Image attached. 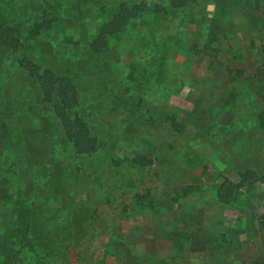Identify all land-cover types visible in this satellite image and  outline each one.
Returning <instances> with one entry per match:
<instances>
[{
    "label": "rangeland",
    "instance_id": "374dc122",
    "mask_svg": "<svg viewBox=\"0 0 264 264\" xmlns=\"http://www.w3.org/2000/svg\"><path fill=\"white\" fill-rule=\"evenodd\" d=\"M239 3L0 0V264H264L259 176L233 203L204 191L192 227H210L209 253L153 228L180 213L154 205L165 184L193 212L196 189L238 182L224 162H248L237 158L244 137H232L243 112L223 104L244 81L232 61L245 47L229 26L253 9L263 19L264 0ZM46 71L71 81L68 112L86 123L94 152L65 137L42 97L36 73Z\"/></svg>",
    "mask_w": 264,
    "mask_h": 264
},
{
    "label": "crops",
    "instance_id": "0c3cea01",
    "mask_svg": "<svg viewBox=\"0 0 264 264\" xmlns=\"http://www.w3.org/2000/svg\"><path fill=\"white\" fill-rule=\"evenodd\" d=\"M239 2L241 3V0H239ZM244 11L246 12V9H243V12ZM248 14L249 17H244L243 20L239 19L237 22L234 21V23L229 26L231 29H237V31H235L236 40L241 46L245 47L244 57L242 59H239L238 61H232V64L236 65L232 70H239V79H242L244 81H241L242 83H240L233 80L225 94V98L223 99V104L225 107H230L232 105L231 108L233 110L239 108L243 112L242 117L238 119L240 129L237 130L236 128H233V131H236L232 135V137L234 140L241 141V137H244V140L242 142H245L244 144L247 145L248 149L247 151H240L237 158L245 157V161L248 160V162L244 163L243 165L239 164L236 161L235 163L224 162V166H228L233 170H236L239 180L240 173L244 172L247 169H251L259 177L264 176V164L260 165L262 170L258 171L256 164L257 156L255 154L257 153L255 149H257L258 153L264 152L263 148L257 146L259 143H261L260 141L262 140V144L264 143V18L261 19L257 15V9L248 11ZM233 95L234 97L245 95V97L238 98L237 103L234 104V102L231 101ZM228 100H230L233 104H231V102ZM241 127H243V129H241ZM230 141L231 140H227V143H229ZM221 149L222 148H220L219 151H221ZM236 152L232 149L230 152L231 156H234ZM218 171L220 170L218 169ZM170 173L172 174L171 171ZM169 175L170 174H168L166 177H168V181L170 182ZM220 176H225L224 172H222V175ZM225 179L226 178H224V180ZM219 185L220 184H215L210 187L202 186L200 189H196L195 192L197 194V198L199 199L195 201V211L184 212L185 205L188 203L186 200L187 196L185 197L184 192L182 190H179V187H176L175 190L167 193V191L170 190L168 188L172 189V186H167L165 184L163 186V189L166 194L162 195V197L158 196V198H156L154 201V205H161L160 207L165 209L166 214L168 213L169 215H173L172 212L174 213L176 211L180 213L178 216L175 213L173 216H169L168 219H165L164 217L165 221H160L162 222L160 227H153L155 228L154 233L158 234V236L167 237L174 242H177V240H181V238H185L186 240H188V242L192 241V250L195 251L198 248H201L204 253H209V240L206 234H208L210 227H207L205 229L192 227L194 225L193 221L195 220L193 219V217L198 218L196 216V212L197 214L203 213L201 205H205L204 202L208 200L207 197L204 196L205 190L212 189L211 199L215 200V203H217V205L219 206L225 205V203L219 201L217 196V189ZM191 193L192 190L187 191L188 195ZM235 200L236 196L233 197L231 202L233 203ZM198 201L199 204L197 203ZM134 206L141 210V205H133V207ZM178 222H180V224ZM200 224H202V222H200ZM207 225L210 226V220L207 221ZM217 233L221 232L216 231V234L214 235H217ZM212 239L214 240L215 237H213ZM218 240L219 237L217 236V242Z\"/></svg>",
    "mask_w": 264,
    "mask_h": 264
},
{
    "label": "trees",
    "instance_id": "16d2710c",
    "mask_svg": "<svg viewBox=\"0 0 264 264\" xmlns=\"http://www.w3.org/2000/svg\"><path fill=\"white\" fill-rule=\"evenodd\" d=\"M180 4L186 5L189 1L193 0H178ZM130 12H126L124 17H130ZM118 27L111 29H104L105 33L116 31ZM38 74V81L42 97L47 102L51 103L55 115L59 119L64 135L69 142H71L79 152L91 153L96 150V140L90 134V130L86 123L80 118L73 117L68 112L72 106L74 95L73 85L66 76H59L46 71L45 73ZM14 163V162H13ZM11 163V164H13ZM16 165V163H15ZM14 165V166H15ZM258 176L252 170H247L240 173V180L238 182H231L225 179L217 189V196L220 202L229 203L233 199L234 193L244 186L245 180L250 181L256 179ZM264 182V176L259 177Z\"/></svg>",
    "mask_w": 264,
    "mask_h": 264
}]
</instances>
